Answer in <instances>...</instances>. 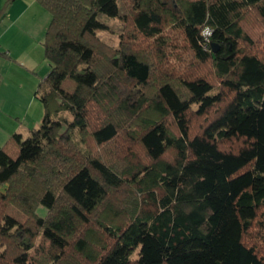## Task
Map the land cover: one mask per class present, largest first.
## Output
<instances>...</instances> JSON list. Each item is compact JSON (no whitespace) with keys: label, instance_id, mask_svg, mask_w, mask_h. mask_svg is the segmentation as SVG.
Listing matches in <instances>:
<instances>
[{"label":"trees","instance_id":"16d2710c","mask_svg":"<svg viewBox=\"0 0 264 264\" xmlns=\"http://www.w3.org/2000/svg\"><path fill=\"white\" fill-rule=\"evenodd\" d=\"M36 2L50 70L0 147V264H264V0Z\"/></svg>","mask_w":264,"mask_h":264},{"label":"crops","instance_id":"0c3cea01","mask_svg":"<svg viewBox=\"0 0 264 264\" xmlns=\"http://www.w3.org/2000/svg\"><path fill=\"white\" fill-rule=\"evenodd\" d=\"M6 1L0 0V12ZM49 19V14L37 4L36 0H14L5 14L0 17V52L5 54L0 57V147L13 134H19L25 138L40 125L42 106L39 111L40 103L34 97V92L40 79L45 78L50 70L48 64L43 62L45 60L40 61L41 58H38L33 70L41 68L38 63L47 64V70L40 77L36 75V83L35 78L30 75L29 70L33 71L31 68L27 69L21 64L24 70L14 65L17 61L11 57L12 49H8L7 42L11 38L10 41L13 40L16 43L14 47L18 43L24 45L28 39L25 30L29 25L38 24L43 27L40 32H43L44 39ZM43 39L36 41L39 52L43 47ZM17 58L22 57L18 55ZM28 62L31 64L33 59L31 62L29 58Z\"/></svg>","mask_w":264,"mask_h":264},{"label":"rangeland","instance_id":"374dc122","mask_svg":"<svg viewBox=\"0 0 264 264\" xmlns=\"http://www.w3.org/2000/svg\"><path fill=\"white\" fill-rule=\"evenodd\" d=\"M109 26H110L109 30L97 31L96 34H97V36L100 39L104 40L107 44L111 45L114 48H118L119 47V42H120L118 29H119V26H121V22L118 21V20H111V21H109ZM42 28L43 27L40 26L39 24L38 25H29L28 29L25 30V33L28 36V39H26V43L24 45H20L18 43L14 47V45L16 44L15 41H13V40L10 41L11 38L8 40L9 42H7L8 43L7 46H9V48H8L9 50L12 49V56L11 57L15 61H17L15 63L13 62L14 65L17 66V68L25 70L24 67H26L27 69L31 68L33 70V68L36 67L34 65L36 63V60L38 61L39 60L38 58H41L40 61H42V59H43V49L40 48L41 52H39L37 50V47H36V45H37L36 41L43 39V32H40V30ZM258 32H259L258 30H255L256 37H257ZM12 38H14V37L12 36ZM29 41H32V42H29ZM27 45H28V47H26ZM2 49H4V48H2ZM18 55H20L22 58H17ZM29 58H30L31 62H32V59H33V62L31 64H30V62H28ZM187 58L189 59V56ZM170 60L175 62L173 59H170ZM43 62H46V61H43ZM38 66H41V68H39V70H33V71L29 70L30 75L33 76L34 78L36 77V75H39V77H40L41 75H44L46 73L47 64L38 63ZM35 80H36V78H35ZM36 83H37V80H36ZM38 106H39L38 108H39V111H40L41 105L38 104ZM42 113H43V109H42L41 114ZM28 122L31 123L30 120H28ZM38 214L40 216H43V215H45V211L40 208L38 210ZM134 257H135V254H134L133 258Z\"/></svg>","mask_w":264,"mask_h":264},{"label":"water","instance_id":"95a60500","mask_svg":"<svg viewBox=\"0 0 264 264\" xmlns=\"http://www.w3.org/2000/svg\"><path fill=\"white\" fill-rule=\"evenodd\" d=\"M212 52L215 53L216 52V47L214 45H212Z\"/></svg>","mask_w":264,"mask_h":264}]
</instances>
